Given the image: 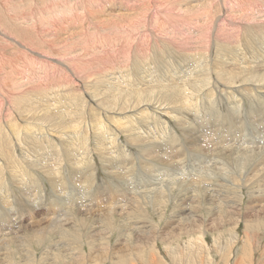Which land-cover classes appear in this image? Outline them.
<instances>
[{
  "label": "rangeland",
  "instance_id": "obj_1",
  "mask_svg": "<svg viewBox=\"0 0 264 264\" xmlns=\"http://www.w3.org/2000/svg\"><path fill=\"white\" fill-rule=\"evenodd\" d=\"M262 36L264 0H0V135L4 134L0 136V264H76L79 247L83 245L89 253L85 245L89 236L95 237V254L93 260L81 264L120 263L115 258L105 261L107 242L117 251L129 245L147 247L148 252L155 248L165 264H235L240 259L241 264H264L262 150L247 161L240 158L247 157L242 150L233 152L236 142H264V105L254 96L256 89L259 94L264 92V69L244 71L231 66L235 58L249 56V50L259 52ZM202 58L211 64L223 58L231 67L227 69L229 77L202 73L188 82L191 92L183 96L200 97L197 100L208 113H199L200 119L190 120L191 124H186V115L180 120L169 117L166 127L145 120L138 125L147 138L134 143L130 135L134 127L128 124L125 132L118 130L124 122H114L115 114L122 111L129 117L130 110L143 105L135 108L132 102L133 106L128 104L136 98L135 91L119 88V80L131 79L136 85L137 74L144 73L154 81L165 64L191 72L202 64ZM206 75L224 86L251 90L242 93L240 113H229L225 99L210 107L218 93L206 94L213 92L212 88L205 91ZM164 80L173 83L171 77ZM150 81L151 77L140 87L142 97L159 100L164 94L158 83ZM176 83L186 88L183 80ZM174 84L170 90L177 89ZM249 98L254 99L251 104ZM138 102L136 98L135 104ZM206 114L211 118L207 120ZM103 116H108L109 132L114 131L128 153L109 145L110 151L102 155L95 139L97 129L89 125ZM132 118L139 123L140 118ZM248 123H252L250 127ZM16 124L20 138L48 135L49 140L37 144L26 138L20 147L11 136L10 129ZM72 126L88 134L86 145L81 141L74 144L64 135ZM166 128L172 138H159L157 134ZM258 160L260 173L251 174ZM223 161L227 171L219 170ZM14 165L25 171L15 176L11 171ZM181 175L186 184L172 182V176ZM242 181L246 182L241 190L243 201L227 192L231 183L241 185ZM170 182L176 189L165 198L147 189L157 183L169 186ZM200 186L208 188L207 195L204 190L197 193L195 188ZM225 204L231 205L230 209ZM111 216L116 221L109 224L106 219ZM231 229L235 231L229 232ZM199 237L204 238L209 254L199 255L190 249V241ZM234 243L231 257H222Z\"/></svg>",
  "mask_w": 264,
  "mask_h": 264
},
{
  "label": "bare ground",
  "instance_id": "obj_2",
  "mask_svg": "<svg viewBox=\"0 0 264 264\" xmlns=\"http://www.w3.org/2000/svg\"><path fill=\"white\" fill-rule=\"evenodd\" d=\"M261 25V24H260ZM253 29V28H252ZM254 33H256V32H254ZM262 33V32H261ZM253 34V33H252ZM260 34V33H259ZM248 35V34H247ZM261 35V34H260ZM263 35V34H262ZM234 36V35H233ZM258 36V35H257ZM256 36V37H257ZM263 38V36L261 37V40L259 39V41H258V43H264V38ZM218 41V40H217ZM251 42V41H250ZM257 43V42H256ZM252 44V43H251ZM250 44V45H251ZM253 45V44H252ZM249 47H253V46H249ZM248 47V48H249ZM258 49V48H257ZM259 52H255L254 50H249V56H247V55H242V57H238V58H235V60H233V63L231 64V66L233 67V68H239V69H241V70H244V71H254V70H258V69H264V44H263V47L262 48H259ZM251 55H253V56H251ZM209 56V55H208ZM225 58H227V57H225ZM230 58V57H229ZM203 59V58H202ZM205 59V58H204ZM202 60L203 62H202V64L199 66H196L195 68H193L192 70H191V72H190V70L189 71H187L186 70V68H185V70H181V66L179 67V66H177V65H174V66H172V64H170V65H168V64H165V68H164V71H162L161 73H157L156 75V77H155V82L153 81V78H152V76H148V78L150 79V77H151V81H150V84L151 83H153V84H155V83H158V88L160 89V93L161 94H164V96H162L159 100H157V99H155V98H152V99H150V98H143L142 96H143V93H142V91H144L143 89H140V87H142L144 84H146L147 82H146V80L148 79L147 77H144V75H146V74H137L138 75V78H137V80L135 81L136 82V85H134L133 83H132V81H131V79H130V81L129 80H127V81H125V80H123V79H121V80H119L120 81V83L121 84H119V83H117L118 84V86H119V88L120 87H122V86H125L126 88H129L131 91H135V96H136V98H139V102L138 103H136L135 104V99L136 98H134L133 100L134 101H130V102H128V104L129 105H131V106H133L132 104H134L135 105V108L136 107H138V106H140L141 104H143L142 105V109H141V106H140V108L138 109V110H135V109H133V110H130V115H129V117H125V115H123V114H125V113H122L121 114V112L122 111H120V113L119 114H115V115H117L116 117H114V122H116V123H119V124H122V122H124L123 123V126L122 127H120V128H118V130L119 131H123V132H125V129L124 128H128V124H130V126H131V128L132 127H134V129L135 130H133L132 132V134H130L131 135V142L132 143H134V142H137V141H141V140H144L145 139V137H146V133L144 132V131H142L141 130V127L139 128V125L138 124H140V123H144L145 122V120H146V122H149V121H152V122H155L156 124H159L160 125V127L161 126H163V125H165V127L169 124V117L171 118V119H173V120H175V119H177V120H180L179 119V117L180 116H182V115H186L187 117H188V119L187 120H185L186 121V124H191V121H198V119H200V118H198V114L200 113V115L203 113L204 115H205V113H208L209 111L207 110H204L203 109V107H202V104L201 103H199L200 101H198L197 99H199L200 97H195V98H193L192 96H189V97H187V98H185L184 96H183V93L185 92V93H190L191 92V90H190V88L189 87H186L187 85H188V82H192V80L191 79H196L195 77L198 75V74H201V76H202V73H208V74H216V75H221V76H227V77H229L228 75V70L227 69H229V68H231V67H229L230 65H229V62L228 63H226L224 60L225 59H220V60H213V62H212V64L210 63V62H207L206 61V59L205 60ZM128 61V60H127ZM141 61V60H140ZM235 61V62H234ZM142 62V61H141ZM69 63V62H68ZM114 64V63H113ZM238 64V65H237ZM227 65H229V66H227ZM71 67V66H70ZM118 68V67H117ZM122 68H120L119 70H121ZM107 72V71H106ZM121 72V71H120ZM125 72H126V70H125ZM156 72V71H155ZM167 72L169 73V74H167ZM101 74V73H100ZM153 74H155V73H153ZM97 76V75H96ZM203 76H205V74L203 75ZM207 76V75H206ZM169 77H171V79H173V83H167V80H164V79H169ZM208 77V76H207ZM98 78V77H97ZM106 78V77H105ZM115 78V77H114ZM113 78V79H114ZM123 78V77H122ZM107 79V78H106ZM110 79H112V78H110ZM117 79V78H116ZM198 79V78H197ZM206 79V78H205ZM264 79V78H263ZM97 80H99V79H97ZM177 80H180V81H184V86L186 87V88H181V86H180V84L179 83H176L177 82ZM200 80V79H199ZM199 80H197V82L199 81ZM106 81V80H105ZM171 81V80H170ZM206 81V80H205ZM229 81H231V83L233 82L232 81V78L231 79H229ZM255 81V80H254ZM195 82V81H194ZM202 83H203V81H201ZM260 82V81H259ZM88 83V82H87ZM105 83V82H104ZM175 83V84H174ZM111 84V83H110ZM170 84H174V85H176L177 86V89L176 90H170V88L171 87H173V85H170ZM178 84V85H177ZM193 84V83H192ZM202 85H204V84H202ZM109 86V85H108ZM111 86V85H110ZM117 86V85H116ZM117 86V87H118ZM197 86V85H196ZM198 86H199V84H198ZM201 86V85H200ZM202 87V86H201ZM205 87V91H207V90H209V89H213V90H211V91H213V92H208L207 91V93L206 94H209V97L211 96V95H213L216 91H217V97H216V101L215 100H213L211 103H210V107H212L213 105H215V104H220V103H222L223 101H224V99H225V101L227 102V106H228V108L230 109V111H229V113L230 112H236V113H240L241 112V108H243V100H242V97H243V94L242 93H244V92H249V91H251L250 89H248L246 86H244L241 90H239V88H232V87H228V86H224L223 84H221L220 82H218V80H216V81H212V78H211V76H209L208 77V80H207V87L206 86H204ZM258 87V86H257ZM264 87V86H263ZM110 88H112V86L110 87ZM124 88V87H123ZM122 88V89H123ZM174 88V87H173ZM114 89V88H113ZM129 89H126V90H129ZM252 89V88H251ZM117 90V89H116ZM116 90H114V91H116ZM120 90V89H119ZM216 90V91H215ZM239 90V91H238ZM264 91V90H263ZM90 92H92V91H90ZM121 92V91H120ZM129 92V91H128ZM94 93L95 94H98V91H94ZM119 93V92H118ZM255 95V97L256 98H258V100L260 101H262L263 103V105H264V92H262V93H260L259 94V92H258V90L256 89L255 90V93H254ZM192 95V94H191ZM202 95V94H201ZM216 95V94H215ZM152 97H153V95H151ZM180 96H182V97H184V98H181ZM200 96V95H199ZM205 96V95H204ZM203 96V97H204ZM16 98L18 97V96H15ZM60 97V96H59ZM202 97V98H203ZM11 98V97H10ZM24 98V97H23ZM78 98H80V97H78ZM182 99V100H178V99ZM213 98V97H212ZM247 98V97H246ZM12 99H14V98H12ZM19 99V98H18ZM164 100V106L163 107H161V104H159L160 103V101L161 100ZM214 99V98H213ZM7 100H8V98H7ZM80 100H81V98H80ZM80 100H79V104H81L80 103ZM91 100V99H90ZM162 100V101H163ZM202 101H203V99H201ZM230 100H231V102H230ZM257 100V101H258ZM176 101V103H178V106H175V107H173L172 105H174V102ZM248 101H249V103L251 104V102H253L254 101V99L253 98H249L248 99ZM74 102H75V100H74ZM77 102V101H76ZM83 102V101H82ZM131 102H132V104H131ZM56 103V102H55ZM209 103V102H208ZM58 104V103H57ZM62 104V103H61ZM70 104V103H69ZM77 104V103H76ZM56 105V104H55ZM90 105V104H89ZM207 105V104H206ZM212 105V106H211ZM45 106V105H44ZM222 106V105H221ZM86 107V106H85ZM258 107H260V106H258ZM264 109V108H263ZM135 110V111H134ZM218 110V109H217ZM50 111V110H49ZM116 111V110H115ZM217 112V111H216ZM224 112V111H223ZM219 113V112H218ZM221 114V113H220ZM259 114V113H258ZM260 114H261V112H260ZM47 115V114H46ZM106 115H109V113L107 112V114ZM217 115H219V114H217ZM134 116H136V117H138V118H140L139 119V123L137 122L138 120L137 119H135V120H133L132 121V117H134ZM221 116V115H220ZM254 116H257L256 114H254ZM145 118V119H143V118ZM213 117H214V115H213ZM223 117V116H222ZM258 117V116H257ZM207 120L208 119H210L211 118V116H209L208 114H206V117H205ZM230 118V117H229ZM252 118V117H251ZM221 119V118H220ZM248 119V118H247ZM253 119H257L256 117L255 118H253ZM259 119V118H258ZM257 119V120H258ZM264 119V118H263ZM109 118H108V116L107 117H105L104 118V116H103V118L102 119H100V121L99 122H95V121H93V122H95V123H91L92 125H89V126H91V127H93V129H97V134L99 135L98 136V138L96 137L95 139L97 140H95L94 139V141H96V143H97V145H99V148H100V150L102 151V155H106L107 154V152H109L110 151V149L108 148L109 147V145L110 146H113V145H116L115 147H118V149L117 150H119V151H123L124 153H128V148L127 147H125V146H120L121 145V142L120 141H118L117 142V138H115L116 136V134L114 135L113 133H114V131H113V133H110L109 132V127L107 126V125H111L110 124V122H109ZM191 120V121H190ZM97 121V120H96ZM106 121V122H105ZM231 121V120H230ZM238 121V120H237ZM237 121H234L235 123H241V120L239 121V122H237ZM262 122H264L263 120H261ZM260 122V121H259ZM234 123V124H235ZM245 123V122H244ZM243 123V124H244ZM261 123V122H260ZM252 123H250V125H251ZM117 125V124H116ZM158 125V126H159ZM170 125V124H169ZM248 125H249V123H248ZM250 125H249V127H250ZM253 125H254V123H253ZM27 126V125H26ZM124 126H126V127H124ZM129 126V127H130ZM197 126V125H196ZM247 126V125H246ZM9 127H11V126H9ZM16 127H17V124H16V126L15 127H13L12 126V128L10 129L11 130V136L13 137V138H16L17 139V142L16 143H18L19 144V146L21 145V146H24V143L26 142V138H27V140L28 141H30L31 143H39L38 141H45V140H47V138L48 137H50V136H48L47 134V136H34V138H31V137H25L24 139L23 138H20L21 136L20 135H18V132H17V129H16ZM19 127V126H18ZM220 127V126H219ZM248 127V126H247ZM255 127V126H254ZM253 127V128H254ZM257 127V126H256ZM255 127V128H256ZM259 127V126H258ZM87 128H89V127H87ZM196 128V127H195ZM22 129V128H21ZM31 129V128H30ZM33 129V128H32ZM194 129V128H193ZM249 129V128H248ZM37 130V129H36ZM40 130V129H39ZM227 130V129H226ZM230 130H231V128H230ZM229 130V131H230ZM117 131V130H116ZM228 131V130H227ZM1 132V131H0ZM37 132V131H36ZM54 132V131H53ZM99 132V133H98ZM112 132V131H111ZM142 132H144V135H142ZM231 132V131H230ZM237 132V131H236ZM31 133V132H30ZM117 133V132H116ZM241 133V132H240ZM251 133V132H250ZM96 134V133H95ZM224 134V133H223ZM231 134V133H230ZM233 134V133H232ZM242 134H244V133H242ZM255 134V133H254ZM1 135H3L4 136V134H1ZM0 135V136H1ZM37 135V134H36ZM51 135V134H50ZM64 135H68L67 136V138L68 139H70L71 140V142L72 143H74V144H77L78 142H83V143H85V145L87 144V142L89 141L88 140V134L87 133H85L84 131H82L81 129H80V127H75V126H72L71 128H68V130H66V132L64 133ZM110 135H112V137H110ZM148 135V134H147ZM203 135V134H202ZM227 135H229V133L227 134ZM20 136V137H19ZM97 136V135H96ZM117 136H118V133H117ZM145 136V137H144ZM149 136V135H148ZM157 136L159 137V138H161V139H165V138H172L171 136H172V132H171V130H170V132L167 130V128L163 131L162 130V133H161V135H158L157 134ZM224 136H226V133H225V135ZM234 136H235V134H234ZM237 136V135H236ZM239 136V135H238ZM52 137V136H51ZM115 139H114V138ZM3 138V137H2ZM2 138H0V139H2ZM113 138V139H112ZM147 138V137H146ZM156 137H154V139H155ZM4 139H6V138H4ZM3 139V140H4ZM111 141H110V140ZM14 140V139H13ZM49 140V139H48ZM47 140V141H48ZM59 140V139H58ZM167 140H169V139H167ZM231 140V139H230ZM5 141V140H4ZM134 141V142H133ZM153 141V140H152ZM172 141V140H171ZM245 141V140H244ZM244 141H242L241 143H238V142H236V143H234L233 145L235 146L234 148H233V152L234 153H238V152H240L241 150L243 151V154H245V156H247V157H240L241 158V160L242 161H247L248 160V158H251V156L253 157V154L256 152H258V151H261L262 150V152H260V154H262L261 156H259L260 157V161H262L263 160V158H264V142H258V143H254V142H244ZM224 142V141H223ZM4 142H2V144H3ZM108 143V144H107ZM8 144V143H7ZM82 144V143H81ZM84 145V146H85ZM118 145V146H117ZM0 146H1V140H0ZM20 146V147H21ZM10 147V146H9ZM16 148H17V146H15ZM50 147V146H49ZM76 147V146H75ZM97 147V146H96ZM13 148V147H12ZM25 148V147H24ZM81 148V147H80ZM98 148V149H99ZM2 148L0 147V153H3L2 152V150H1ZM27 149V148H26ZM84 149V148H83ZM90 149V148H89ZM112 149V148H111ZM121 149V150H120ZM20 150V149H19ZM28 150V149H27ZM99 150V151H100ZM115 150V149H114ZM22 151H23V149H22ZM42 151V150H41ZM40 151V152H41ZM97 152H99L98 150H96ZM118 151V152H119ZM230 151V150H229ZM223 152V151H222ZM17 153H19V152H17ZM100 153V152H99ZM106 153V154H105ZM113 153V152H112ZM225 153V152H224ZM50 154V153H49ZM101 154V153H100ZM115 154V153H114ZM122 154V153H121ZM157 154V153H156ZM161 154V153H160ZM3 155V154H2ZM1 155V156H2ZM15 155V154H14ZM110 155V154H109ZM120 155V154H119ZM128 155V154H127ZM218 155H219V153H218ZM5 156V155H4ZM50 156V155H49ZM79 156V155H78ZM129 156V155H128ZM155 156V155H154ZM121 157V156H120ZM123 157V156H122ZM130 157V156H129ZM215 157V156H214ZM32 158V157H31ZM36 158V157H35ZM82 158H84V157H82ZM81 158V159H82ZM111 158H112V156H111ZM152 158V157H151ZM152 160V159H151ZM220 160V159H219ZM259 160L257 161V163L255 162V166L253 167V169L251 170V174H253V173H255V174H257V173H260V171L258 172V168H259V166L261 165V162H259ZM26 161H28V160H26ZM34 161V160H33ZM33 161H32V163H33ZM39 162V161H38ZM75 162V161H74ZM150 162V161H149ZM9 163V162H8ZM36 163V162H35ZM263 163V162H262ZM25 164V163H24ZM30 164V163H29ZM60 164V163H59ZM147 164V163H146ZM37 166V165H36ZM220 166H221V168L219 169V170H224V171H227V164L223 161V162H221L220 163ZM264 166V165H263ZM122 167V166H121ZM209 168H210V166H209ZM0 169H1V167H0ZM13 169L14 170H11L12 171V173L16 176V175H18L21 171H25V169L23 170L22 168H20V167H18V166H13ZM213 169V168H212ZM212 169H210V172L211 173H213L212 172ZM215 169V168H214ZM196 170V169H195ZM208 173V172H207ZM217 173V172H216ZM157 174V173H156ZM169 174V173H168ZM21 175V174H20ZM23 175V174H22ZM167 175V174H166ZM178 175V174H177ZM227 175L229 176H231V173H227ZM249 175V174H248ZM259 175V174H258ZM199 175H197V177H198ZM225 176V175H224ZM235 176V175H234ZM254 176V175H253ZM3 177V176H2ZM157 177V176H156ZM162 177V176H161ZM215 177V176H214ZM20 178V177H19ZM166 179H169V178H171V177H169V176H166L165 177ZM237 178H238V176H237ZM246 178V177H245ZM244 178V179H245ZM157 179V178H156ZM171 179H173L172 180V182L175 180V183H176V180L178 181V182H180V183H178V184H180L179 186H182V185H184V184H186L185 182H187V181H185V180H183V175H181V176H178V177H176L175 178V176L173 177L172 176V178ZM199 179V178H198ZM219 179V178H218ZM135 180V179H134ZM157 180H159V179H157ZM170 180V179H169ZM4 181V180H3ZM221 181V180H220ZM246 181V180H245ZM257 181H259V179H257ZM140 182V181H139ZM157 182V181H156ZM165 182V181H164ZM172 182H170V185L169 186H160L158 183L157 184H155L154 186H153V188H147L150 192H153V194H158V196L159 195H161L162 197H164V196H168V195H170V194H172V192H174L175 191V184H173L172 185ZM229 182V181H228ZM261 182V181H260ZM1 183V182H0ZM163 183V182H162ZM174 183V182H173ZM216 183V182H215ZM220 183H222V182H220ZM220 183H219V185H220ZM192 184H194V182L192 183ZM196 184H198V181L196 182ZM253 184V183H252ZM3 185V184H2ZM139 185H141V183L139 184ZM167 185V184H166ZM199 185H201V184H199ZM216 185V184H215ZM224 185H225V183H224ZM254 185V184H253ZM212 187H214V185H211ZM142 187V186H141ZM144 187V186H143ZM244 187H246V182H244V181H242V184L241 185H239V184H235V183H231L230 185H229V187H228V193L229 194H231V193H233V195H239V197H241V200L243 199L242 198V196H243V194H242V192H241V190H243V188ZM264 187V186H263ZM254 188V187H253ZM136 189V188H135ZM144 189H145V187H144ZM196 190H198V192L197 193H201L200 191L202 190H204V193H205V191H208V188H203V187H197V188H195ZM62 190V189H61ZM61 190H59L60 192H61ZM212 190V189H211ZM218 190V189H217ZM258 190H259V188H258ZM136 191V190H135ZM145 191V190H144ZM213 191V190H212ZM212 191H210V192H212ZM219 191H220V189H219ZM219 191H217V192H219ZM147 192V191H146ZM209 192V193H210ZM215 192H216V190H215ZM223 192V191H222ZM255 192V191H254ZM259 192V191H258ZM133 193V192H132ZM213 193V192H212ZM236 193H238V194H236ZM9 194V193H8ZM150 194V193H149ZM206 194V193H205ZM204 194V195H205ZM211 194V193H210ZM260 194H261V192H260ZM207 195V194H206ZM227 195V194H226ZM251 195H253V194H251ZM258 195V194H257ZM191 196V195H190ZM209 196V195H208ZM219 196V195H218ZM217 196V197H218ZM223 196V195H222ZM187 197V196H186ZM225 197V196H224ZM250 197V196H249ZM255 197V196H254ZM263 197V196H262ZM141 197H139V199H140ZM143 198H144V196H143ZM153 198V197H152ZM165 198V197H164ZM169 198V197H168ZM185 198V197H184ZM192 198V197H191ZM213 198V197H212ZM232 198V197H231ZM237 198V197H236ZM261 198V197H260ZM264 198V197H263ZM138 199V198H137ZM146 199H147V197H146ZM149 199V198H148ZM158 199V198H157ZM198 199V198H197ZM201 199V198H200ZM203 199H204V196H203ZM207 199H209L210 200V198H207ZM239 199V198H238ZM257 199V198H256ZM104 200V199H103ZM150 200V199H149ZM194 200H195V197H194ZM199 200V199H198ZM259 200V199H258ZM112 201V200H111ZM151 201V200H150ZM159 201V200H158ZM164 201V200H163ZM190 201V200H189ZM205 201V200H204ZM243 201V200H242ZM135 202V201H134ZM138 202V201H137ZM142 202V201H141ZM145 202V201H144ZM153 202V201H152ZM181 202V201H180ZM194 202V201H193ZM198 202V201H197ZM218 202V201H217ZM120 203V202H119ZM154 203V202H153ZM206 203V202H205ZM204 203V204H205ZM209 203V202H208ZM224 203H225V201H224ZM126 204V203H125ZM128 204V203H127ZM126 204V205H127ZM135 204V203H134ZM152 204V203H151ZM196 204V203H195ZM200 204H201V201H200ZM212 204V203H211ZM129 205V204H128ZM150 205V204H149ZM149 205H147V206H149ZM163 205V204H162ZM198 205V204H197ZM219 205V204H218ZM225 205H227V204H225ZM241 205V204H240ZM109 206V205H108ZM123 206V205H122ZM131 206V205H130ZM135 206V205H134ZM138 206H139V203H138ZM141 206V205H140ZM145 206V205H144ZM200 205H198L197 207H199ZM202 206V205H201ZM209 206V205H208ZM220 206V205H219ZM223 206V205H222ZM229 206H231V205H229ZM229 206L227 205V206H225V207H228L229 208ZM234 206V205H233ZM107 207V206H106ZM132 207V206H131ZM153 207V206H152ZM157 207H158V205H157ZM165 207V206H164ZM189 207V206H188ZM191 207H192V204H191ZM221 207V206H220ZM123 208H125V207H123ZM206 208V207H205ZM127 209H131V208H127ZM142 209V208H141ZM202 209V208H201ZM207 209V208H206ZM230 209V208H229ZM264 209V208H263ZM125 210V209H124ZM198 211V210H197ZM222 211H225V210H223L222 209ZM113 212V211H112ZM130 212V211H129ZM159 212V211H158ZM63 213V212H62ZM105 213V212H104ZM116 213V212H115ZM123 213V212H122ZM199 213V212H198ZM200 213H201V211H200ZM113 214V213H112ZM119 214V213H118ZM131 214V213H130ZM229 214V213H228ZM237 214H238V212H237ZM88 215V214H87ZM100 215V214H99ZM102 215H104V214H102ZM108 215V214H107ZM129 215V214H128ZM136 215V214H135ZM199 215H201V214H199ZM53 216V215H52ZM75 216V215H74ZM127 216V215H126ZM185 216V215H184ZM183 216V217H184ZM202 216V215H201ZM200 216V217H201ZM219 216V215H218ZM69 217V216H68ZM107 217V216H106ZM116 217V216H115ZM124 217V216H123ZM136 217V216H135ZM233 217H235V216H233ZM71 218V217H70ZM99 218V217H98ZM97 218V219H98ZM139 217H137V219H138ZM232 218V217H231ZM231 218H229V219H231ZM241 218V217H240ZM48 219V218H47ZM58 219H60V218H58ZM105 219V218H104ZM103 219V220H104ZM132 219V218H131ZM181 219H183V218H180V220ZM185 219V218H184ZM189 219V218H188ZM192 219V218H191ZM202 219H203V217H202ZM221 219V218H220ZM236 219V218H235ZM62 220V219H61ZM72 220V219H71ZM107 220V222L110 224H112V222L113 221H116V220H114L113 219V216H111V218H109V220L108 219H106ZM135 220H136V218H135ZM134 220V221H135ZM187 220V219H186ZM42 221V220H41ZM54 221V220H53ZM105 221V220H104ZM222 221V220H221ZM39 222V221H38ZM59 222H61V221H59ZM64 222V221H63ZM133 222V221H132ZM180 222V221H179ZM186 222H188V221H186ZM201 222H203V221H201ZM236 222V221H235ZM36 223V222H35ZM42 223V222H41ZM46 223V222H45ZM53 223V222H52ZM51 223V224H52ZM130 223H131V221H130ZM182 223V222H181ZM205 223V222H204ZM214 223V222H213ZM40 224V223H39ZM56 224V223H55ZM54 224V225H55ZM59 224V223H58ZM144 224V223H143ZM195 224V223H194ZM200 224V223H199ZM216 224V223H215ZM262 224V223H261ZM260 224V225H261ZM46 225V224H45ZM108 225V224H107ZM133 225H135V224H133ZM182 225V224H181ZM214 225V224H213ZM258 225H259V223H258ZM259 225V226H260ZM35 226V225H34ZM47 226V225H46ZM50 226V225H49ZM61 226H62V224H61ZM69 226V225H68ZM132 226V225H131ZM194 226V225H193ZM209 226H212V225H209ZM222 226H224V225H222ZM229 226H231V224L229 225ZM233 226V225H232ZM29 227V226H28ZM36 227V226H35ZM38 227V226H37ZM51 227H53V226H51ZM55 227V226H54ZM59 227V226H58ZM125 227V226H124ZM139 227V226H138ZM234 227V226H233ZM60 228V227H59ZM62 228H64V227H62ZM70 228V227H69ZM87 228V227H86ZM137 228V227H136ZM198 228V227H197ZM212 228V227H211ZM216 228V227H215ZM221 228V227H220ZM36 229H38V228H36ZM40 229V228H39ZM56 229V228H55ZM66 229V228H65ZM131 229V228H130ZM135 229V228H134ZM202 229V228H201ZM218 229H219V227H218ZM122 231H123V229H121ZM127 230H129V229H127ZM203 230V229H202ZM214 230V229H213ZM217 230V229H216ZM227 230V229H226ZM25 231V230H24ZM53 231V230H52ZM57 231V230H56ZM132 231V230H131ZM192 231V230H191ZM199 231V230H198ZM204 231V230H203ZM218 231V230H217ZM234 232L235 230L234 229H231V231H229V232ZM51 232V231H50ZM61 232H62V230H61ZM128 232V231H127ZM135 232V231H134ZM65 233V232H64ZM63 233V234H64ZM129 233V232H128ZM132 233V232H131ZM200 233H202V232H200ZM205 233V232H204ZM91 234V233H90ZM233 234V233H232ZM16 235V234H15ZM181 235V234H180ZM70 236H72V235H68L67 234V236L66 237H70ZM89 236V235H88ZM100 236V235H99ZM193 236V235H192ZM246 236V235H245ZM247 237V236H246ZM249 237V236H248ZM95 238V237H94ZM94 238H93V236H89V242L88 243H85V245L86 246H88V250H89V253H85V247H83V245L81 246V247H79V249H78V254L76 255V264H81V261H85L86 260V262L87 261H91V260H93V255L95 254V246H94V241H96V240H94ZM177 238V237H176ZM220 238L221 237H219L218 238V241H220ZM65 239V238H64ZM68 239V238H67ZM71 239H73L72 237H71ZM70 239V240H71ZM99 239V238H98ZM122 239H123V237H122ZM125 239V238H124ZM130 239V238H129ZM172 239V238H171ZM247 239V238H246ZM217 240V239H216ZM76 241V240H75ZM170 241V240H169ZM134 242H135V240H134ZM186 242V241H185ZM249 242V241H248ZM67 243V242H66ZM71 243V242H70ZM77 243V242H76ZM98 243V242H97ZM145 243V242H144ZM218 243V242H217ZM236 243V242H235ZM235 243L233 244V246L231 247H229V251L227 252V253H225V255L223 254V256L222 257H228V256H230L231 257V255L233 254V252H234V245H235ZM61 244V243H60ZM72 244V243H71ZM71 244H68V245H71ZM109 244V245H108ZM127 244V243H126ZM158 244V243H157ZM67 245V246H68ZM96 245V244H95ZM135 245V244H134ZM225 245V244H224ZM245 245H246V242H245ZM245 245H243V247H244V252L246 251V247H245ZM141 246V245H140ZM143 246V245H142ZM152 246V245H151ZM189 246H190V249L192 248V250H196V252L199 254V255H203V253L205 254V252H207L208 254H209V250H208V246L206 245V243H205V240H204V238L203 237H199V238H197L196 240H191L190 241V243H189ZM104 247H105V252L107 251V257H105V261H109V262H112V259H116L118 262H120V263H117V264H165V261H162L160 258H158V256H156V253L153 251L155 248H152V250L150 251V252H148V248L146 247V248H144V247H139V246H135V247H131L130 245L129 246H127V247H125L124 249L125 250H123V249H118V251H117V249L116 248H114L110 243H108L107 242V244H105L104 245ZM123 247V246H122ZM155 247V246H154ZM69 248V247H68ZM72 248V247H71ZM74 248V247H73ZM189 249V250H190ZM156 250V249H155ZM169 250V249H168ZM68 252V251H67ZM77 252V251H76ZM169 252H170V250H169ZM60 253V252H59ZM243 253V252H242ZM246 253V252H245ZM69 254V253H68ZM74 254V253H73ZM175 254V253H174ZM64 255V254H63ZM67 255V254H66ZM65 255V256H66ZM106 256V255H105ZM115 256V257H114ZM162 256V255H161ZM178 256V255H177ZM204 256V255H203ZM69 257V256H68ZM163 257V256H162ZM176 257V256H175ZM60 258V257H59ZM63 258V257H62ZM61 258V259H62ZM201 258V257H200ZM70 259V258H69ZM72 259V258H71ZM75 259V258H74ZM183 259V258H182ZM187 259V258H186ZM193 259V258H192ZM73 260V259H72ZM121 260H126V261H130V263L129 262H122ZM133 260V261H132ZM97 261V260H96ZM202 261H204V259L202 258ZM61 262V261H60ZM73 262H74V260H73ZM95 262V261H94ZM122 262V263H121ZM168 262V261H167ZM194 263H195V261H193ZM241 259L240 260H238V261H236V263L235 264H241ZM92 263V262H91ZM200 263V262H199ZM204 263V262H203ZM66 264V263H65ZM74 264V263H73ZM93 264V263H92ZM198 264V263H197Z\"/></svg>",
  "mask_w": 264,
  "mask_h": 264
}]
</instances>
